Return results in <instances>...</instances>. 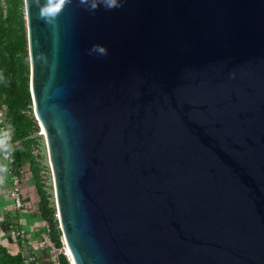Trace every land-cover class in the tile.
<instances>
[{
  "label": "water",
  "instance_id": "95a60500",
  "mask_svg": "<svg viewBox=\"0 0 264 264\" xmlns=\"http://www.w3.org/2000/svg\"><path fill=\"white\" fill-rule=\"evenodd\" d=\"M30 2L69 263L264 264V0H73L52 23Z\"/></svg>",
  "mask_w": 264,
  "mask_h": 264
},
{
  "label": "trees",
  "instance_id": "16d2710c",
  "mask_svg": "<svg viewBox=\"0 0 264 264\" xmlns=\"http://www.w3.org/2000/svg\"><path fill=\"white\" fill-rule=\"evenodd\" d=\"M22 0H0V73L4 79L0 81V94L4 96L7 115L11 124V141L20 142V146L11 147L14 158L12 168L16 170L23 161H31L27 150L29 129L34 125L33 119L25 113V108L32 104L29 92V68L26 47L25 22L22 16ZM33 182L39 196L38 208L42 220L52 222L54 216L47 208V199L42 185L38 182L36 170L31 166ZM5 233H7L5 231ZM60 235V232H57ZM54 244L59 247L57 238ZM21 248V244L18 243ZM59 264H70L60 253ZM0 264H22L21 253L13 254L0 246Z\"/></svg>",
  "mask_w": 264,
  "mask_h": 264
},
{
  "label": "rangeland",
  "instance_id": "374dc122",
  "mask_svg": "<svg viewBox=\"0 0 264 264\" xmlns=\"http://www.w3.org/2000/svg\"><path fill=\"white\" fill-rule=\"evenodd\" d=\"M21 10L24 18L23 0ZM25 113L32 118L34 122V125L29 129L28 136L26 137L28 140L27 150L30 154L31 161H23L16 172L20 178V189L26 203V208L21 212H14L12 210L3 211L2 206L7 204V201L4 198V194L0 193V230L8 232L11 228H16L18 225H21L28 236L26 243L23 245L24 247L21 248V252L24 254L37 248L35 250L36 255H38L39 258L41 257L48 260L50 254L44 249L46 240L48 239L52 242L55 248H60L62 234L60 232L56 214L52 173L48 162L44 136L41 133L40 126L34 118L32 104L25 108ZM17 146H20V142H17ZM31 166L35 168L38 182L42 185V189L45 192V197L48 202L47 208L52 211L54 216L52 222L44 221L40 217V210L38 208L39 196L35 190ZM11 170L12 172H15L14 168ZM58 231L60 232V235L57 234ZM55 238L59 240V247H56L54 244Z\"/></svg>",
  "mask_w": 264,
  "mask_h": 264
},
{
  "label": "built area",
  "instance_id": "2783aa9c",
  "mask_svg": "<svg viewBox=\"0 0 264 264\" xmlns=\"http://www.w3.org/2000/svg\"><path fill=\"white\" fill-rule=\"evenodd\" d=\"M4 96L0 94V133H3L4 137L7 138V142L10 144V147H18L17 142L11 141V124L9 121V117L7 115L6 104L4 103ZM14 161L13 156L10 155L5 157L3 154H0V164L7 166V171L3 173V182L0 183V193L4 194V198L7 201V204L2 206V210L9 211L12 210L14 212H21L26 208V203L21 194L20 189V178L17 173L12 172V163ZM8 236L10 239L16 243L21 244L22 247L26 243L28 236L26 234L25 229L20 225L16 228H11L8 232ZM61 246L60 248H55L48 239L46 240V244L44 245V249L50 254V258L46 260L45 258H39L36 255L35 250L29 251L27 253H22L21 248L18 246L16 253H21V261L22 264H59L58 255L62 253L67 260L69 261L67 248L63 241V238L60 239Z\"/></svg>",
  "mask_w": 264,
  "mask_h": 264
},
{
  "label": "clouds",
  "instance_id": "9594fccd",
  "mask_svg": "<svg viewBox=\"0 0 264 264\" xmlns=\"http://www.w3.org/2000/svg\"><path fill=\"white\" fill-rule=\"evenodd\" d=\"M75 2L86 8L90 12H95L100 7L105 10L118 9L123 6V0H75ZM73 3V0H31L30 6H35L38 9L39 17L45 20L47 23H52L54 19L65 9L68 4ZM97 54L106 56L108 54L107 48L103 45L94 44L89 49V55ZM4 79L2 73H0V81ZM11 147L7 142V138L3 133H0V154L5 157L10 155ZM7 171V166L0 164V183L3 182V173Z\"/></svg>",
  "mask_w": 264,
  "mask_h": 264
},
{
  "label": "crops",
  "instance_id": "0c3cea01",
  "mask_svg": "<svg viewBox=\"0 0 264 264\" xmlns=\"http://www.w3.org/2000/svg\"><path fill=\"white\" fill-rule=\"evenodd\" d=\"M0 246L5 247L9 252L15 253L18 246L11 240L8 236V233L3 232L0 230Z\"/></svg>",
  "mask_w": 264,
  "mask_h": 264
}]
</instances>
